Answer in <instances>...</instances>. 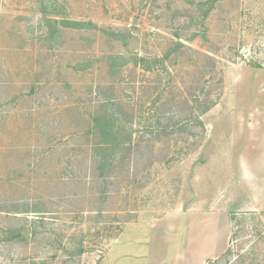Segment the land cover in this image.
Returning <instances> with one entry per match:
<instances>
[{"label":"rangeland","instance_id":"rangeland-1","mask_svg":"<svg viewBox=\"0 0 264 264\" xmlns=\"http://www.w3.org/2000/svg\"><path fill=\"white\" fill-rule=\"evenodd\" d=\"M205 1L0 0V264H264V0Z\"/></svg>","mask_w":264,"mask_h":264},{"label":"trees","instance_id":"trees-1","mask_svg":"<svg viewBox=\"0 0 264 264\" xmlns=\"http://www.w3.org/2000/svg\"><path fill=\"white\" fill-rule=\"evenodd\" d=\"M218 0H206L205 2H201L199 4L200 9L206 10ZM62 24L67 25L68 27L75 26V27H82L85 26L86 23L83 22H71L66 23L62 21ZM176 49L177 47H182L181 44H175ZM171 54V51L165 53L163 58H168ZM118 61L121 62L122 65H125V58L120 56L117 58ZM146 60L142 58H138L135 56L133 64L137 66L139 63H145ZM144 67V66H143ZM214 102L212 101L210 105L206 106L205 109L202 111V114L206 113L212 106ZM110 106H112V101L105 100L101 103V111L97 112V114L93 117V135L96 138V142L94 143V151L95 157L94 162L97 165V170L99 176H102L103 171L106 169L107 165L111 162V154L118 149H124V142L120 141L117 137V132L115 128L116 118L114 114L110 111ZM197 124L199 126L202 125L200 120H197ZM15 236V235H14ZM19 236V233H18ZM229 254L228 251H225L224 254ZM223 254V255H224Z\"/></svg>","mask_w":264,"mask_h":264},{"label":"crops","instance_id":"crops-1","mask_svg":"<svg viewBox=\"0 0 264 264\" xmlns=\"http://www.w3.org/2000/svg\"><path fill=\"white\" fill-rule=\"evenodd\" d=\"M258 132V130L255 132V133H257ZM260 142V140H258V136L255 134V141H254V150L253 149H251V147H252V144H251V141H248V143H249V145L251 146H249V149L247 150V152H246V150H245V153H247L248 155H250L252 152H254L258 147H257V142ZM250 153V154H249ZM260 184H264V179L263 178H261V183ZM226 248H227V243H226V241H225V244H224V246L222 247V249H221V251L218 253V254H216V257H219L220 256V254H223L224 253V249L226 250Z\"/></svg>","mask_w":264,"mask_h":264}]
</instances>
